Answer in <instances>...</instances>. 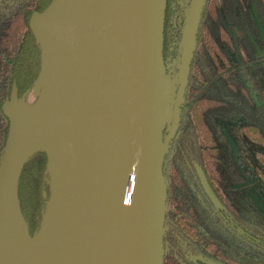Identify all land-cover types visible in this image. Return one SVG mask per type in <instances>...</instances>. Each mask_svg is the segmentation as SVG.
<instances>
[{
  "label": "water",
  "instance_id": "95a60500",
  "mask_svg": "<svg viewBox=\"0 0 264 264\" xmlns=\"http://www.w3.org/2000/svg\"><path fill=\"white\" fill-rule=\"evenodd\" d=\"M206 1L192 2L174 78L164 58L167 0H54L34 15L43 56L28 95L38 99L27 104L28 95L19 100L14 89L4 106L0 264H163L164 167ZM253 16L264 41L255 7ZM44 140L51 143L50 199L32 238L18 190Z\"/></svg>",
  "mask_w": 264,
  "mask_h": 264
},
{
  "label": "trees",
  "instance_id": "16d2710c",
  "mask_svg": "<svg viewBox=\"0 0 264 264\" xmlns=\"http://www.w3.org/2000/svg\"><path fill=\"white\" fill-rule=\"evenodd\" d=\"M53 1L0 0V162L10 127L4 106L14 89L19 100L27 96L41 73L42 49L31 23ZM192 2L167 0L164 58L172 78ZM253 7L264 28V0L206 1L179 129L164 167L163 264L264 261V209L253 201H264V41ZM230 120L240 122L255 156L245 149L236 154L219 140L216 122ZM47 169V155L37 153L19 183L21 212L32 238L41 229L50 199ZM237 169L257 185L235 189L231 179Z\"/></svg>",
  "mask_w": 264,
  "mask_h": 264
},
{
  "label": "rangeland",
  "instance_id": "374dc122",
  "mask_svg": "<svg viewBox=\"0 0 264 264\" xmlns=\"http://www.w3.org/2000/svg\"><path fill=\"white\" fill-rule=\"evenodd\" d=\"M37 99V95L33 92L31 95L27 96L26 103L35 104ZM216 127L218 129V137L220 138L219 140L231 146L236 154L241 153V150L245 149L253 156L256 155V149L253 148V145L240 132L241 124L238 122V120H230L228 123L225 121H217ZM233 174L234 178L232 177L231 182L234 184L235 189H250L251 186L255 187L257 185V183L255 184L248 178H244L239 173L238 169ZM253 201H255L264 209V201H262L261 198H253ZM261 264H264V261H261Z\"/></svg>",
  "mask_w": 264,
  "mask_h": 264
},
{
  "label": "bare ground",
  "instance_id": "6f19581e",
  "mask_svg": "<svg viewBox=\"0 0 264 264\" xmlns=\"http://www.w3.org/2000/svg\"><path fill=\"white\" fill-rule=\"evenodd\" d=\"M40 150L43 153H45V152L46 153H50V151H51V143H50V141L44 140V142L41 145ZM15 224H16L17 228L19 229L20 233L22 235H25L23 222H22L21 218L19 216H17L16 214H15ZM41 241H42V239L39 240L38 243H37L39 246H42V242Z\"/></svg>",
  "mask_w": 264,
  "mask_h": 264
},
{
  "label": "flooded vegetation",
  "instance_id": "af4514ba",
  "mask_svg": "<svg viewBox=\"0 0 264 264\" xmlns=\"http://www.w3.org/2000/svg\"><path fill=\"white\" fill-rule=\"evenodd\" d=\"M261 35V34H260ZM212 193H213V191H212ZM208 194V193H207ZM214 194V193H213ZM208 196L210 197V195L208 194ZM215 196V195H214ZM210 199H211V197H210ZM212 200V199H211ZM221 210V209H220Z\"/></svg>",
  "mask_w": 264,
  "mask_h": 264
}]
</instances>
